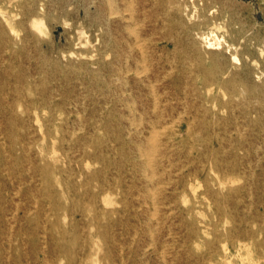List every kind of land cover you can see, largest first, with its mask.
Returning a JSON list of instances; mask_svg holds the SVG:
<instances>
[{"label":"rangeland","instance_id":"obj_1","mask_svg":"<svg viewBox=\"0 0 264 264\" xmlns=\"http://www.w3.org/2000/svg\"><path fill=\"white\" fill-rule=\"evenodd\" d=\"M97 3L0 0V264H264V0Z\"/></svg>","mask_w":264,"mask_h":264},{"label":"bare ground","instance_id":"obj_2","mask_svg":"<svg viewBox=\"0 0 264 264\" xmlns=\"http://www.w3.org/2000/svg\"><path fill=\"white\" fill-rule=\"evenodd\" d=\"M48 2V1H47ZM115 0H98V3L95 4V13L97 15V23H105L106 25L108 24L109 22V19L111 18L112 15H115L117 14L116 12V8L114 7L115 6ZM121 2L123 3V7H124V10L126 11H131V13L133 12H141V13H144L146 11V9H150L152 7L155 6V0H121ZM89 3V2H88ZM31 7V6H30ZM75 7V6H74ZM117 7V6H116ZM119 7V6H118ZM122 7V6H121ZM35 8V7H34ZM115 8V10H113ZM41 9V8H40ZM123 9V8H122ZM135 9V10H134ZM42 10V9H41ZM69 10V9H68ZM91 11V10H90ZM124 12V11H123ZM255 15V14H254ZM120 16V15H119ZM0 17L5 20L6 24L10 27V23L8 21V18L7 16L2 12V10L0 9ZM155 17V16H154ZM125 19L128 21H133L134 20V17L132 16V14L126 18L122 17L121 18L119 17V20L116 22V23H119L121 24L120 27L116 26V30H115V35L116 36H113V35H109V37H107V40L105 41V43H109V44H115V45H118L119 43H123V33L124 32H128L130 35H134L133 38H135L136 41H138L140 39V37L138 36L137 33L133 32L134 31V28L133 30L130 29L131 26L127 25V24H124V21ZM32 25H33V28L35 29L36 32L38 33H42V29H43V26H44V22H43V19H34L32 20ZM70 25V24H69ZM109 29H107V32H108ZM102 31V30H101ZM89 35V34H88ZM214 35V34H213ZM213 35H208V36H205L202 38V42H203V45H204V48L207 49V50H219L222 48V39H217L215 37H213ZM150 37V36H149ZM143 38V37H142ZM248 38V37H247ZM145 39V38H144ZM141 44V43H140ZM142 46V45H141ZM43 47V46H42ZM131 49V48H130ZM141 49V47H140ZM132 50V49H131ZM130 50V51H131ZM110 53H112L110 51ZM140 53V52H139ZM141 54V53H140ZM143 54V52H142ZM65 55V54H64ZM116 57L120 55V52L117 51L115 54H114ZM72 56V55H71ZM70 56V57H71ZM63 58V57H62ZM108 58V57H107ZM106 58V59H107ZM142 60H143V56L141 57ZM232 62L233 63H236L238 61L237 57L234 55L232 56L231 58ZM72 62V61H71ZM139 63V62H138ZM143 63V61H142ZM145 63V62H144ZM238 63V62H237ZM80 66V65H79ZM144 65H142L143 67ZM118 67V66H117ZM145 67V66H144ZM143 67V68H144ZM120 68V67H119ZM130 68V66H129ZM131 69V68H130ZM146 69V68H145ZM91 71V70H90ZM127 71V70H126ZM94 72V71H93ZM126 74V73H125ZM124 75V74H123ZM182 77V76H181ZM178 78V79H174L172 82H170V85L172 86H176L178 85L182 78ZM223 79L222 78H219L218 76H215L212 80H207L208 82H206V80L204 81V84L202 83V85H207V86H211L212 84H215L217 85L218 82H223L222 81ZM126 81V80H125ZM135 82V81H134ZM225 84L227 85H231L233 82L232 81H224ZM208 83V84H207ZM205 86V87H207ZM154 88V87H153ZM126 90V89H125ZM152 91V90H151ZM195 91V90H194ZM195 95H197L195 98H199V92H194ZM145 94V93H144ZM201 94V93H200ZM123 96V95H122ZM125 101V99H123ZM133 101V100H132ZM135 102V101H134ZM251 102V101H250ZM6 103V102H5ZM126 103V102H125ZM128 104V103H127ZM134 103H132L133 105ZM156 104V103H154ZM247 104V103H246ZM131 105V106H132ZM248 105V104H247ZM129 106V105H128ZM154 106V105H153ZM154 109V107H153ZM130 112V111H129ZM206 112V110H205ZM132 113V112H130ZM124 114V113H123ZM122 114V115H123ZM129 114V113H128ZM126 116V115H125ZM135 117V115H133ZM132 116V117H133ZM127 117V116H126ZM131 117V116H130ZM137 118V117H136ZM139 118V117H138ZM134 119V118H132ZM142 119V118H141ZM140 119V120H141ZM135 120V119H134ZM133 120V121H134ZM139 120V119H138ZM136 121V120H135ZM141 123V122H140ZM160 123V120L158 118H156L155 120H150L148 121V125H149V136L147 137V139L141 141L139 143L138 146H136V151L138 153V157L140 158L139 159V163H138V167H141L145 170H150L152 169V164H153V161L150 159L151 158V155L154 151L157 150L158 146L156 144V138L158 137L160 130L157 129V125H159ZM137 124V123H136ZM139 124V123H138ZM189 124H190V121H186L185 122V130L187 131L186 132V135H185V138H183V140H190V136L188 131H189ZM84 125V124H82ZM141 125V124H140ZM170 125V124H169ZM168 125V126H169ZM129 126H132V125H129ZM139 127V126H138ZM164 127V126H163ZM162 127V128H163ZM233 132V131H232ZM142 133V132H141ZM43 136V135H42ZM162 136V135H161ZM145 137V136H144ZM146 138V137H145ZM135 142V141H134ZM30 146V145H28ZM176 147V146H175ZM178 147V146H177ZM65 150V149H64ZM190 152V151H189ZM5 153V152H4ZM132 153V152H131ZM156 153V152H155ZM154 153V155H155ZM210 157L211 155L213 154L214 155V151H211L210 152ZM26 156V155H25ZM153 156V155H152ZM207 159V155H199L196 160L199 164H202L204 163V160ZM206 161V160H205ZM135 166V165H134ZM154 167V166H153ZM256 168V167H255ZM28 170V169H27ZM154 170V169H153ZM163 172V171H162ZM192 173L188 174V177L191 176ZM152 176H155L153 171L151 173H149L148 175L146 174L145 177H146V181L147 183H153V179H152ZM250 176V175H249ZM232 184V183H231ZM148 186V185H147ZM159 186V185H158ZM150 188V187H149ZM155 197V196H154ZM151 199V198H150ZM152 200V199H151ZM251 201V200H250ZM144 203V202H143ZM152 203V202H151ZM155 205V204H154ZM154 207V206H153ZM154 209V208H153ZM156 211V210H155ZM158 213V212H157ZM156 213V214H157ZM150 214H151V211H150ZM124 215V214H123ZM153 215V214H152ZM151 217V215H150ZM152 219V218H151ZM156 225V224H155ZM158 225V224H157ZM156 225V226H157ZM149 227V226H148ZM154 229V228H153ZM150 230V229H149ZM153 231V230H152ZM149 232V231H148ZM154 232V231H153ZM135 234V233H134ZM153 234V233H152ZM136 235V234H135ZM152 241V240H151ZM150 241V242H151ZM149 242V243H150ZM153 243V242H152ZM108 245V244H107ZM224 248V246H222ZM222 248V249H223ZM95 250V249H94ZM146 250V249H145ZM121 251V250H120ZM144 252V251H143ZM223 252H224V249H223ZM163 254V253H162ZM163 256V255H162ZM161 256V257H162ZM164 257V256H163ZM263 257V256H262ZM163 259V258H162ZM91 260V259H90ZM247 260V259H246ZM164 261V260H163ZM263 261V260H262ZM164 264H165V261H164Z\"/></svg>","mask_w":264,"mask_h":264}]
</instances>
